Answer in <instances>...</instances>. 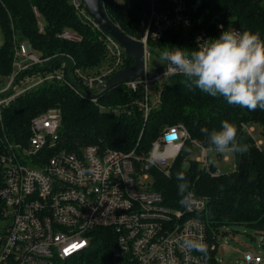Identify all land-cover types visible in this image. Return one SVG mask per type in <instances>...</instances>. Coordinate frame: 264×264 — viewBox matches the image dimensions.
Here are the masks:
<instances>
[{
    "label": "built area",
    "instance_id": "2783aa9c",
    "mask_svg": "<svg viewBox=\"0 0 264 264\" xmlns=\"http://www.w3.org/2000/svg\"><path fill=\"white\" fill-rule=\"evenodd\" d=\"M71 3L102 30L82 7L83 0H71ZM174 3L173 0H160L158 9L153 4L141 38L145 73L124 82L129 90L143 89L140 107L145 117L160 101L162 93L160 86L157 90L159 100L152 102L149 85L154 82L164 85L173 75H164L166 61L163 71L151 72L154 55L149 39L191 22L186 4L182 0H178L177 6ZM161 11L167 12L157 14ZM39 25L42 27L40 21ZM106 38L113 63L103 70L88 72L75 65L70 67L66 62L54 67L56 55L44 56L21 40L14 44L10 78L5 86L1 84L6 79L0 81V130H3L1 138L5 147L0 152V264H71L70 257L90 245L87 233L98 227L113 230L116 236L114 259L119 264H218L217 255L212 254L218 245H210L204 221L191 216L204 210V202H200L203 200L191 210L170 209L161 205L162 194L151 188L150 170L160 169L168 174L185 140L191 138L184 124L163 129L145 156L135 150L103 152L99 146L89 145L82 154L85 160L65 148L57 149L62 123L59 108H49L31 119L26 144L12 140L5 133L6 107L17 97L45 83L59 81L80 96H91L98 102V97L91 93L103 92L102 84L106 79L127 65L125 48L112 35L107 33ZM253 125L243 123V128L254 138L256 146L262 148L263 141L255 139ZM170 134L176 137L168 138ZM193 143L201 148L197 161L202 166L209 165L207 147L195 140ZM221 173L217 169L214 175ZM185 238H202L207 252L184 249ZM244 261L245 264H262L263 257L250 251L244 254Z\"/></svg>",
    "mask_w": 264,
    "mask_h": 264
},
{
    "label": "trees",
    "instance_id": "16d2710c",
    "mask_svg": "<svg viewBox=\"0 0 264 264\" xmlns=\"http://www.w3.org/2000/svg\"><path fill=\"white\" fill-rule=\"evenodd\" d=\"M185 2L192 23L186 31L173 30L168 38L152 43L158 46V50L153 52L151 72L164 70L165 63L160 59L162 51L172 50L183 42L191 44L195 28H214L222 14L225 21H228L229 14L233 12L235 18L231 19H234V24L243 31L258 30L264 38V0ZM103 4L106 18L131 37L137 35L142 19L148 17L150 6L149 0H103ZM83 7L86 9L84 3ZM36 10L40 15H37ZM39 21H44L43 32L39 30ZM0 27L4 35V43L0 46V74L6 75L12 70V39L16 32L17 40H29L33 48L44 56L56 55L54 67L63 62L72 67L74 64L71 60L74 59L78 67L96 71L102 65L104 68L113 63L107 33L83 20L71 0H0ZM65 28L73 30L82 39L70 41L60 38L58 34ZM133 62L127 55V64L132 65ZM185 80V77L177 74L171 75L164 85L162 82H154L158 88L159 83L162 86L161 98L147 117L140 107L144 96L142 88L132 91L122 83L104 92L91 93L98 97V102H94L91 96L82 97L59 81L49 82L21 95L6 107L5 133L12 140L26 144L30 136L31 119L56 107L62 113L59 147L78 155L81 153L79 150L89 144L98 145L102 150L111 148L130 151L136 148L138 153H147L163 129L185 124L191 138L185 141L175 159L170 169L172 174L168 176L155 168L150 170L154 189L162 192L167 203L182 207L176 174L183 171L190 183V190L207 197L206 209L191 216L204 221L209 239L219 244V239L227 234L224 228L235 224L264 235V142L262 148H258L254 138L242 127L238 139L249 146V152L243 155L235 153V170L217 176L213 175L217 170V159L202 166L191 158L194 148L192 140L208 148V136L201 129L207 128L209 133L220 130L224 120L237 126L243 123L257 124L261 126L264 137V110L257 108L249 111L229 105L223 97H212L199 89L187 87ZM90 92L87 91L88 94ZM2 132L1 129L0 152L5 148ZM186 159L188 165L184 162ZM87 235L90 245L70 257L68 262L119 264L114 259L116 236L111 228L98 227L90 230ZM217 252L216 249L214 254Z\"/></svg>",
    "mask_w": 264,
    "mask_h": 264
},
{
    "label": "clouds",
    "instance_id": "9594fccd",
    "mask_svg": "<svg viewBox=\"0 0 264 264\" xmlns=\"http://www.w3.org/2000/svg\"><path fill=\"white\" fill-rule=\"evenodd\" d=\"M216 38L204 40L197 37L196 49L176 46L164 50L160 59L168 62L164 75L169 73L185 77L189 88L201 90L212 97H223L229 105L255 111L264 110V38L257 30H240L229 27ZM243 125L224 120L220 130L201 131L208 136L206 151L224 153L249 152V146L238 139ZM155 162V161H154ZM179 203L191 210L198 200L190 190V183L183 171L176 174ZM182 247L186 250L207 252L202 238H185Z\"/></svg>",
    "mask_w": 264,
    "mask_h": 264
},
{
    "label": "rangeland",
    "instance_id": "374dc122",
    "mask_svg": "<svg viewBox=\"0 0 264 264\" xmlns=\"http://www.w3.org/2000/svg\"><path fill=\"white\" fill-rule=\"evenodd\" d=\"M118 1H122V0H118ZM159 1L160 0H149V5H150L149 6V12L150 13H152V11H153V4H155L156 5V9H158ZM173 1H175L174 5L177 6L178 0H173ZM182 1H183V3L186 4L185 0H182ZM75 9L77 11V8H75ZM165 12H167V11H161V12H159L157 14L161 15V14H163ZM36 13H37V15H40V13L37 10H36ZM77 13L79 14V16L83 20L88 21L86 19L87 17L85 18L78 11H77ZM224 13H225V11H224ZM184 14H185V12L182 13V15H184ZM154 16L155 15H152V17H154ZM188 16H189V20L191 19V22L188 25H179L177 28H172L170 30L163 31L156 38L150 37V39H149V47L153 50V52H156V50H158L157 49L158 46L157 45H154L152 43L157 42V41H160V40H163L165 38H168V34L171 33L173 30H176V29H185V31H186L187 29H189V26L192 23V16L190 15L189 12H188ZM221 16H222L221 19L218 20V22L214 24L215 25L214 28H212V29H209V28L206 29L205 27L198 26L197 28H195L196 32L194 33V36L192 38V43L190 44V42H183V44L181 46H178V47H187V48H189V50L190 49L191 50L192 49H196L198 47V45H197V37H203L204 40H208L210 38H216L222 32V29L220 27L221 25H223V30H227L229 27L236 28V29H238L240 31L242 30L240 27H238L236 24H234L235 23L234 19H231V18H235V16L233 15V12L229 14V16H230L229 19L230 20L228 19V21H225L224 14H222ZM154 22H155V20H153V24H154ZM41 24H42V27L39 25V30L41 32H43V30H44V21H41ZM211 26H213V25H211ZM103 32L106 33L105 31H103ZM58 35H59L60 38H63V39H66V40H70V41L71 40L72 41H80L82 39V37L80 35H78L76 32H74L73 30H71L69 28H65ZM132 37H135V36H132ZM18 39L21 40V41H23V42H25L26 44L28 43V46L29 47H33L29 40H27V39L24 40V39H20V38H18ZM181 39H183V38H181ZM12 41H13L12 45L14 47L15 42L18 41L17 40V32L13 34ZM3 43H4V35H3L2 30H1V27H0V46H2ZM37 52H39V51H37ZM71 61H72V63L76 67H78L77 66V63H76V61L74 59H72ZM78 68H80V67H78ZM101 68H103V65L101 67H99L98 69L99 70H103ZM80 69H82V68H80ZM82 71L88 72L89 70L88 69H82ZM153 72L155 73L154 70H153ZM156 72H158V71H156ZM9 78H10L9 77V74H6V75L0 74V81H2V79L3 80L6 79V82L4 84H1V85L2 86H5L7 84V80ZM160 83H159V87L161 86ZM158 89H160V88H158V84H156V83H153V84H150L149 85V94H150V98H151V101L152 102H157L159 100V95L157 93V90ZM103 92H104V90H103ZM99 93H100V91H99ZM253 126L255 127V129H254L255 139L257 141H263L264 142V137H263V135L261 133V126H259L257 124H255ZM158 138H159V136L153 142H155ZM192 142H193V140H192ZM89 145L95 146V144H89ZM89 145H86L85 147L81 148V150H79L81 152L80 155H79V156H81L80 159L85 160V158H84V156L82 154H84L86 147L89 146ZM153 145L154 144L151 145V148H150L149 151H151ZM96 146H98V145H96ZM57 149H61V147H59ZM109 149H111V148H108L106 150H103V152L108 151ZM133 150H135V152L137 154L142 155V156H145L147 153H149V151L147 153H142V152L141 153H138L136 151V148H134ZM181 150H180V152H181ZM55 151H56V149H55ZM125 152H132V150L125 151ZM50 153L51 154L54 153V150H52ZM209 153H210V161L212 159H217L216 160L217 161V169H220L221 172H223V173H229V172H232L233 170H235V165H236L235 153H224V154H220V153H216L214 151L213 152H209ZM200 154H201V148L198 145H195L194 144L193 151L191 152V158L194 159V160L195 159L197 160V158L199 157ZM102 155H103V153H102ZM184 162H186V165H188V163H189L187 159ZM34 165L36 166L37 164L34 163ZM214 173L215 172H213V175H214ZM171 174L172 173L169 171L168 174H166V175L170 176ZM151 188L154 189L153 186ZM154 191L156 193H159V194L161 193L162 194V192L159 191V190H157V189H154ZM191 191L194 193L195 198L198 201L203 200V201H200V202H204V205H205V207L203 206L202 209H206L207 202H208L207 197L198 195L194 190H191ZM162 197H163V202L161 203L162 206H165V207L170 208V209H176V210H184V209H186L184 207L172 206L170 203H167L166 202L165 197H164L163 194H162ZM224 230L227 232V234H225L224 236H222L220 238L219 244L216 243L218 245V248H217V251L218 252L216 254H214V250L215 249L212 252L213 255H217L218 262H219L218 264H245L244 254L246 252H250V251H252V252H254L256 254L257 253H260L262 255V257H263L262 264H264V235H259V234L256 233L255 230L248 229L247 227H245V226H243L241 224H235V225H231V226L225 227ZM207 234H208V232H207ZM209 240H210L209 241L210 242V245L212 246L213 245L212 243H215V242L212 241L211 239H209ZM71 264H77V263L74 262V263H71Z\"/></svg>",
    "mask_w": 264,
    "mask_h": 264
},
{
    "label": "water",
    "instance_id": "95a60500",
    "mask_svg": "<svg viewBox=\"0 0 264 264\" xmlns=\"http://www.w3.org/2000/svg\"><path fill=\"white\" fill-rule=\"evenodd\" d=\"M86 9L93 19L100 25L101 29L112 35L133 59V64H127L122 69L108 77L102 84L104 91L116 87L124 82L140 78L145 73L144 44L141 38L144 35L146 18H143L136 39L124 33L121 28L109 21L103 12V0H83ZM176 134L168 135V138H175Z\"/></svg>",
    "mask_w": 264,
    "mask_h": 264
},
{
    "label": "snow or ice",
    "instance_id": "6c2138e0",
    "mask_svg": "<svg viewBox=\"0 0 264 264\" xmlns=\"http://www.w3.org/2000/svg\"><path fill=\"white\" fill-rule=\"evenodd\" d=\"M73 247H76V245H73Z\"/></svg>",
    "mask_w": 264,
    "mask_h": 264
},
{
    "label": "crops",
    "instance_id": "0c3cea01",
    "mask_svg": "<svg viewBox=\"0 0 264 264\" xmlns=\"http://www.w3.org/2000/svg\"><path fill=\"white\" fill-rule=\"evenodd\" d=\"M219 242H220V239H219Z\"/></svg>",
    "mask_w": 264,
    "mask_h": 264
}]
</instances>
